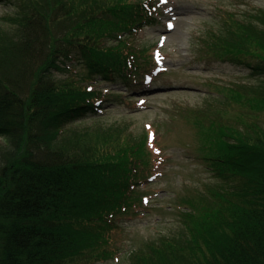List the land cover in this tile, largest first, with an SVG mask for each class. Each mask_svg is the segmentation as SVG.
<instances>
[{
    "label": "trees",
    "instance_id": "16d2710c",
    "mask_svg": "<svg viewBox=\"0 0 264 264\" xmlns=\"http://www.w3.org/2000/svg\"><path fill=\"white\" fill-rule=\"evenodd\" d=\"M158 1L7 0L15 9L0 17V264L114 256L117 218L141 204L135 188L157 163L155 131L74 124L123 95L99 81L128 89L153 78L156 51L134 43L159 23ZM203 43L219 61L247 64L257 83L216 85L222 108L210 97L185 110L220 181L210 198L185 201L184 236L147 245L130 264H264V9L230 13Z\"/></svg>",
    "mask_w": 264,
    "mask_h": 264
},
{
    "label": "rangeland",
    "instance_id": "374dc122",
    "mask_svg": "<svg viewBox=\"0 0 264 264\" xmlns=\"http://www.w3.org/2000/svg\"><path fill=\"white\" fill-rule=\"evenodd\" d=\"M157 6L159 23L140 31L134 44L150 46V55L156 51L159 74L154 72L151 81L142 79L128 89L123 84L99 81L98 87L123 95L110 98L100 116H87L74 124L120 125L134 135L155 131L157 163L152 175L135 188L142 196L141 204L118 216L119 229L110 234L108 245L114 256L95 264H130L132 254L147 245L186 234L182 213L190 209L185 201L210 198L208 188L220 180L203 160L196 129L185 110L199 108L213 98L222 108L223 96L216 85L257 83L247 64L219 61L204 52L203 42L227 15L242 17L264 9V0H159ZM14 9L2 0L0 17ZM56 75L68 76L62 72ZM225 109L236 117L234 106ZM261 118L264 121V113ZM6 141L0 136V145Z\"/></svg>",
    "mask_w": 264,
    "mask_h": 264
}]
</instances>
